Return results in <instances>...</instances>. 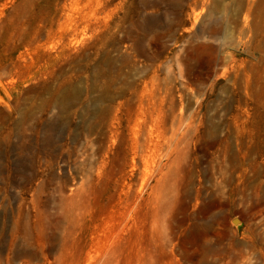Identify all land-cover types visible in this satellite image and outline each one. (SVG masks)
Segmentation results:
<instances>
[{
    "label": "rangeland",
    "instance_id": "rangeland-1",
    "mask_svg": "<svg viewBox=\"0 0 264 264\" xmlns=\"http://www.w3.org/2000/svg\"><path fill=\"white\" fill-rule=\"evenodd\" d=\"M0 264H264V0H0Z\"/></svg>",
    "mask_w": 264,
    "mask_h": 264
},
{
    "label": "bare ground",
    "instance_id": "bare-ground-1",
    "mask_svg": "<svg viewBox=\"0 0 264 264\" xmlns=\"http://www.w3.org/2000/svg\"><path fill=\"white\" fill-rule=\"evenodd\" d=\"M247 13H248V12H247ZM199 16H200V13H198V14L196 15V17H195L196 20L199 18ZM246 16H247V15H246ZM247 17H249V16H247ZM245 19H246V18H245ZM247 21H248V20H247ZM247 21H246V22H247Z\"/></svg>",
    "mask_w": 264,
    "mask_h": 264
}]
</instances>
